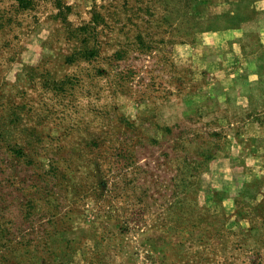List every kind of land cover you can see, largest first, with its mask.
<instances>
[{
	"label": "rangeland",
	"instance_id": "obj_1",
	"mask_svg": "<svg viewBox=\"0 0 264 264\" xmlns=\"http://www.w3.org/2000/svg\"><path fill=\"white\" fill-rule=\"evenodd\" d=\"M257 1L0 0V264H264Z\"/></svg>",
	"mask_w": 264,
	"mask_h": 264
},
{
	"label": "crops",
	"instance_id": "obj_2",
	"mask_svg": "<svg viewBox=\"0 0 264 264\" xmlns=\"http://www.w3.org/2000/svg\"><path fill=\"white\" fill-rule=\"evenodd\" d=\"M256 6H257V10H258V14L256 15L257 17L256 18H249V19H246L245 21H242L241 23V25H240V27L238 28V29H240V30H243L244 28H245V25H248V26H250L251 24H256V22H260L261 21V23H262V19L264 18L263 16H262V14L264 13V0H258L257 2H256ZM258 15H260V17L258 18ZM261 26H262V28H264V24L262 23L261 24ZM238 29H234V31L235 30H238ZM228 32V34H230V33H232V31L230 32V31H227Z\"/></svg>",
	"mask_w": 264,
	"mask_h": 264
},
{
	"label": "trees",
	"instance_id": "obj_3",
	"mask_svg": "<svg viewBox=\"0 0 264 264\" xmlns=\"http://www.w3.org/2000/svg\"><path fill=\"white\" fill-rule=\"evenodd\" d=\"M88 51V55H91L92 53H94V51L93 50H91V49H89V50H87ZM71 80V79H70ZM69 80V81H70Z\"/></svg>",
	"mask_w": 264,
	"mask_h": 264
}]
</instances>
